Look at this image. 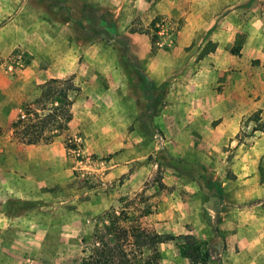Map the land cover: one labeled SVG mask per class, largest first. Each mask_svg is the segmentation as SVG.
<instances>
[{"label":"rangeland","instance_id":"obj_1","mask_svg":"<svg viewBox=\"0 0 264 264\" xmlns=\"http://www.w3.org/2000/svg\"><path fill=\"white\" fill-rule=\"evenodd\" d=\"M255 1L259 0H0V264L71 263L81 256L94 229L107 223L105 213L110 210L123 211L147 231H191L197 241L212 246L213 264H220L224 235L239 228L236 264H264L258 248L264 241V195L258 196L259 190L249 184L245 196L257 198L233 200L230 205L220 183L222 174L233 181L238 171L243 179L255 176L264 194V119L257 114L224 143L219 134L204 131L202 121L198 124L203 131H157L149 111L139 118L143 131H134L133 125L131 131L68 127L56 131L51 142L35 145L17 143L10 128L51 76L73 79L81 87L74 97L75 115L84 108L99 119L106 113L105 101L113 97L107 90L108 71L77 64L80 45L116 54L123 48L126 29L155 37L154 50H178L182 64L194 61L199 70L216 48L238 50L243 34L252 32L249 14ZM237 6L245 9L244 31L230 30L234 32L229 39L224 32L235 25L222 19ZM173 9L179 10L178 16L166 14ZM155 11L159 14L144 26L140 17ZM18 22L21 25L15 26ZM66 52L68 62L62 68L58 61ZM126 70L121 68L124 74ZM126 77L150 97L146 108L156 107L162 86L154 87L134 72ZM254 144L261 155L256 170L249 164ZM240 146L244 151H237ZM239 154L247 158L246 168L237 166ZM236 205L245 210L244 221H253L248 208H257L255 226H248L249 221L234 228L225 219L228 228L222 230L225 208ZM210 240L219 245L214 247ZM181 244L176 240L159 245L161 264H185ZM249 247L251 255L243 250Z\"/></svg>","mask_w":264,"mask_h":264},{"label":"crops","instance_id":"obj_2","mask_svg":"<svg viewBox=\"0 0 264 264\" xmlns=\"http://www.w3.org/2000/svg\"><path fill=\"white\" fill-rule=\"evenodd\" d=\"M162 1L165 3L168 0ZM164 3H161V6L165 7ZM21 6L18 11L22 8ZM172 6L177 7L178 5L173 2ZM251 9L253 14L249 15L252 18L253 27L250 35L245 36L242 33L245 25L244 7L237 6L236 10L231 11L222 19L223 23L235 25H228L229 29L224 32L229 34V39L232 38L234 32L230 30L235 29V32L243 34L244 38L240 42L238 50L232 52L229 49L216 48L215 52L209 53L206 65L201 66L202 68L199 70L196 68L197 65H193L194 61L186 60L182 64L181 54L178 50L159 48L154 50L149 36L123 30L132 61L138 64L142 75L151 81L154 87L162 86V98L151 110L146 108L149 99L144 96L140 85H130L126 79L128 72L135 73V71L124 63L122 50L116 54H106L103 50L88 46V44L82 47L80 45L75 53L76 63L80 66L106 69L108 71L107 90L112 92L113 97L109 98L110 103L105 101L106 109H102V111L106 113H101L100 119L85 108L82 111L77 110L78 115H75V112L72 111L77 101H73L72 118L68 127H78L79 131H131L129 127L133 125L134 131H143L144 128L140 124L139 118L149 111L152 114L151 124L157 131H203L204 128V131H211L212 136L219 134L220 142L224 143L228 142L234 134L233 131H240L243 121H246L250 115L257 114L260 119H264V0L255 1ZM161 10L159 9L158 12L162 13ZM158 12L155 11V14L150 16L146 14L148 17L144 13L140 17L142 24L147 26L152 18L159 14ZM166 14L178 16L179 10L173 9ZM16 17L14 16L13 21H17ZM37 18L29 20L28 25L34 24ZM20 25L21 22L15 24V26ZM64 37L69 40V35H64ZM64 56L58 61L63 64L62 68L68 62V53L66 52ZM58 65L59 63H57ZM122 67L128 68L125 74L121 71ZM52 68L54 67L52 66ZM135 75L137 74L135 73ZM52 77L50 79H56ZM218 78L220 82L216 81ZM71 81L76 87H79V92H81V87L73 79ZM92 84H96V81H92ZM95 98L89 97L93 103L96 101ZM199 121H202L205 127L202 128L198 124ZM239 150L244 151L241 146L238 147L237 151ZM249 152H252V160L249 164L256 170L260 162V149L254 144ZM243 158L240 154L238 155L237 166L241 169L246 168L248 162L246 157ZM234 173L236 178L233 181L226 180L223 174L220 177L221 182L219 181L223 188L224 199L228 204L233 205L231 203L233 200L246 201L257 198L254 195L245 196V190L247 191L245 186L249 184L253 185V189L256 187L259 190L256 193L258 196L264 195L260 191V184L256 183L255 176L243 179L238 171H234ZM240 192L241 197L239 198L237 196ZM243 192L244 195H242ZM237 207L238 205H236V209L235 206L225 208L223 214L226 217L222 218L223 221L219 225L222 230L228 228L224 223L225 219L232 222L234 228L241 225L242 222L244 225L249 221L248 226H255L256 217L259 215L257 208L255 206L248 208V214L254 219L253 221L250 219L244 221L245 210ZM239 232L238 228L232 235H224L226 246L219 254L220 264H236V261L239 260L240 253L236 252V246L240 240ZM184 234H192V232L188 231ZM262 238L261 240H264V236ZM210 241L214 247L219 245L217 241ZM258 248L260 256L264 259V241ZM243 250L245 254L249 255L251 247ZM209 264H213V261Z\"/></svg>","mask_w":264,"mask_h":264},{"label":"trees","instance_id":"obj_3","mask_svg":"<svg viewBox=\"0 0 264 264\" xmlns=\"http://www.w3.org/2000/svg\"><path fill=\"white\" fill-rule=\"evenodd\" d=\"M150 41L153 48L155 37ZM120 43L124 63L135 71L139 79H143L138 64L129 56L128 41L124 39ZM78 92L79 87L71 79H49L41 84L38 96L25 105L23 114L10 124L15 141L24 145L51 142L56 131L67 129ZM148 99L151 100L150 97ZM105 215L107 223L94 229L80 251L81 256L68 264H161L158 246L176 240L182 242L180 254L186 260L185 264H209L211 261V246L197 241L192 234L147 231L134 224L123 211L110 210Z\"/></svg>","mask_w":264,"mask_h":264}]
</instances>
